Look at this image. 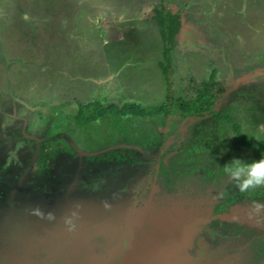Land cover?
I'll return each mask as SVG.
<instances>
[{"label":"rangeland","instance_id":"1","mask_svg":"<svg viewBox=\"0 0 264 264\" xmlns=\"http://www.w3.org/2000/svg\"><path fill=\"white\" fill-rule=\"evenodd\" d=\"M159 1L0 0V264H264V188L223 171L264 158V0H167L170 47ZM96 100L173 106L70 123Z\"/></svg>","mask_w":264,"mask_h":264},{"label":"trees","instance_id":"2","mask_svg":"<svg viewBox=\"0 0 264 264\" xmlns=\"http://www.w3.org/2000/svg\"><path fill=\"white\" fill-rule=\"evenodd\" d=\"M153 19L156 21L157 25L160 28V34L163 37L162 40H164L165 38V42L166 44L163 45H168L170 47L172 41H174L175 37L177 36V34L180 31L181 28V19H180V13H172V11L170 10H166L164 9V5L158 4L154 7L153 9ZM163 46V47H165ZM163 58L167 59L169 58V48L165 47L163 49ZM170 61V59H169ZM209 86V85H208ZM206 88V87H205ZM205 91L206 96L200 97L203 98V107L197 105L196 103H188V104H182V103H178L177 106L179 107V109L182 111L183 115L185 113H187L190 110H202L207 108L210 109L213 106V100H212V96H208V88L207 90H203ZM199 99V98H198ZM102 100H96V101H88L85 103H77L78 106H76V110L74 112H72V121H70V123H73L74 125H76L77 127L79 126H83L86 124H90L95 122L96 120L100 119L101 117H103L105 114L109 113V112H116L122 114H130V115H135V116H139V117H150L151 113L154 115L156 114H163L165 117L169 116L171 113V106H173V103L170 102V104L168 102L162 103L160 106H158V108L155 110V112H147L145 109H143L141 106L135 104V103H122V104H116V102L112 103H105L103 104L101 103ZM199 101V100H197ZM206 101V102H205ZM194 102V101H193ZM119 105V106H118ZM67 119V117L65 118V120ZM66 122V121H65ZM67 124V122H66ZM235 128L234 131H238V126L234 125ZM248 141L245 140V144H247ZM256 152L258 154H263L264 155V140L260 141L258 144V147L256 149ZM204 227V226H203ZM191 246V245H189ZM233 251V250H232ZM236 252V251H233ZM231 252L233 255L234 253ZM227 253V252H226ZM223 255V254H222ZM225 255V253H224ZM232 255V256H233ZM264 255V252L263 254ZM235 256V255H234ZM224 257V256H223ZM229 257H231V254L229 255ZM259 259H261V257H257ZM242 259V262H244L245 264L248 263L250 260L248 259ZM241 259L239 260V262L241 261ZM263 259V258H262ZM212 262L208 261L205 264H225L224 260H220L219 258L217 260L211 258L210 259ZM247 260V261H246ZM257 263H263V261H258ZM232 264H241V263H237L236 261H233Z\"/></svg>","mask_w":264,"mask_h":264},{"label":"clouds","instance_id":"3","mask_svg":"<svg viewBox=\"0 0 264 264\" xmlns=\"http://www.w3.org/2000/svg\"><path fill=\"white\" fill-rule=\"evenodd\" d=\"M259 131H264V125L259 126ZM224 173L234 186L242 193L264 188V158L259 161L245 162L234 158L223 167ZM226 193L219 192L217 198L223 199ZM264 213V202H253L250 205V216Z\"/></svg>","mask_w":264,"mask_h":264},{"label":"flooded vegetation","instance_id":"4","mask_svg":"<svg viewBox=\"0 0 264 264\" xmlns=\"http://www.w3.org/2000/svg\"><path fill=\"white\" fill-rule=\"evenodd\" d=\"M163 4L164 5V9H165V11H166V9H167V6H166V3H167V0H160L159 2H158V4ZM155 4H157V3H155ZM157 4V5H158ZM156 6V5H155ZM209 219V218H208ZM210 220H211V218H210ZM126 227V226H125ZM137 233H138V231H137ZM136 234V233H135ZM15 236H18V234H17V232H15ZM136 236V235H135ZM134 238H132V241H131V246L133 247V244H134ZM127 243H129V241L127 240V242H126V240H124V244H125V246L127 247L128 245H127ZM55 244H56V242H55ZM121 245V244H120ZM125 247V252L127 253V251H128V256H129V258L128 259H130L131 260V250H130V252H129V250H127V248ZM53 249H55V248H53ZM56 250V249H55ZM52 251V250H51ZM50 251V249H49V253L47 254V251H45L44 253H43V255L45 256V258H41V257H39V255H37V253L35 252V253H33L32 252V257H33V261H36V264H46L47 262H48V260L50 259H52L53 258V254H51V253H54V252H51ZM125 253V254H126ZM21 254V253H20ZM42 254V253H41ZM42 259L44 260V261H42ZM45 261H47V262H45ZM22 262V261H21Z\"/></svg>","mask_w":264,"mask_h":264},{"label":"crops","instance_id":"5","mask_svg":"<svg viewBox=\"0 0 264 264\" xmlns=\"http://www.w3.org/2000/svg\"><path fill=\"white\" fill-rule=\"evenodd\" d=\"M153 9H154V8H153ZM181 9H182V8L180 7V8L177 9V11L175 12V13H178V12L180 13V19H181V28H180V31H179V33L177 34V36L180 35V34L182 33V31H183V27H184V22H183V17H182V16H183V13L181 12ZM166 10H170V11H172L171 9H166ZM152 12H153V10H152ZM172 13H174V11H172ZM151 19H153V13H152V15H151ZM153 20H154V19H153ZM188 27H189V26H188ZM175 41H176V40H175ZM105 42L107 43V41H105ZM113 51H114V50H113ZM113 51H112V52H113ZM116 51H117V50H115L114 52H116ZM114 52H113V53H114ZM109 61H110V58H109ZM109 63H110V62H109ZM109 63H108V64H109ZM110 79H111V76L109 77V80H110ZM91 80H92V79H91ZM92 81H93V80H92ZM121 104H122V102H121Z\"/></svg>","mask_w":264,"mask_h":264},{"label":"water","instance_id":"6","mask_svg":"<svg viewBox=\"0 0 264 264\" xmlns=\"http://www.w3.org/2000/svg\"><path fill=\"white\" fill-rule=\"evenodd\" d=\"M217 217V219H219V218H221L219 215L218 216H216ZM225 219H228V218H225ZM135 247H136V242L134 241V244H133V247H132V250H131V256L133 257V253H134V251H135ZM131 257V258H132Z\"/></svg>","mask_w":264,"mask_h":264}]
</instances>
